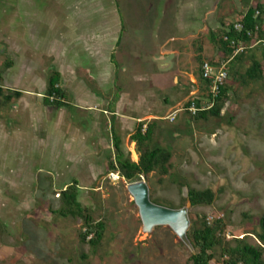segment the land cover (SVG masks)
Listing matches in <instances>:
<instances>
[{
    "label": "rangeland",
    "instance_id": "374dc122",
    "mask_svg": "<svg viewBox=\"0 0 264 264\" xmlns=\"http://www.w3.org/2000/svg\"><path fill=\"white\" fill-rule=\"evenodd\" d=\"M255 1L244 0V4L253 5ZM259 4L264 6V0H257V6ZM179 5L178 0H0V71L3 72L4 85L5 81L6 87L13 81L12 71L16 65L20 67L26 58L34 55L31 46H108L111 40L108 29L113 26L122 29L120 46H146L142 48V62L152 64L150 57L155 46L164 42V36L158 35L161 12L168 8V17L175 22L174 13ZM212 5L208 4L203 10ZM220 7L221 11L227 10L233 15L232 0H221ZM232 17L227 23H236L240 19L237 15ZM94 33H98L96 41ZM90 39L91 45L88 44ZM192 45L196 54L202 49L203 60L219 59L210 36L200 35L194 44L179 43L178 46L185 49ZM204 47L206 55H202ZM258 48L262 46L251 51L257 52L261 58ZM186 52L189 53L186 69H193L195 85H200L201 64L191 56L190 47ZM87 57V53L82 54L84 62ZM138 61L130 53L121 67L129 65L132 69L142 70L143 67H135ZM8 63H12L10 68ZM181 63L183 67L179 65ZM179 68L185 70V62L178 61L173 73L168 74H160L159 68L153 64L151 68H144L150 70L146 75H161L167 82L163 86L146 83L145 91L150 96L151 92L160 97L166 95L160 92L168 86L170 90L175 88L170 83ZM234 85L235 95L222 111V115L225 114L222 119L189 123V116L183 112L174 123L159 120L154 147H163L172 153L173 167L168 175L152 173L146 182L155 204L174 209L172 205L184 203L189 213L201 219L225 215L227 236H248V242L256 246L260 242L254 234L260 231L264 216V87L262 83L247 87L240 82ZM182 108L179 105L176 109ZM12 115V104L0 109V125L3 119L6 131ZM73 116L77 117L75 112ZM3 149L9 152L6 145L0 146V150ZM125 152L131 160H136L135 153L140 158L131 139L125 142ZM1 155L5 154L2 152ZM40 181L32 199L34 212L24 213L34 223L33 232L29 233L31 239L26 234L25 224L19 223L15 227L19 234H24L22 242L29 244L27 249L23 248V251L28 250V254L24 253L29 257L24 264H192V251L181 243L171 228L156 227L146 235L139 208L128 191L130 184L118 178V174L100 177L94 184L98 192L83 191L79 198L85 208L93 211L96 221H107L103 244L97 249L80 241L83 221L61 216V199L50 192L43 180ZM83 183L88 185L89 182ZM190 188L211 189L215 195L213 205L192 207L187 201ZM7 195L11 197L10 191ZM166 202L171 205L164 204ZM2 213L1 210V224ZM13 213L15 217L20 215L17 211ZM15 252L0 250L4 264L20 263L18 251Z\"/></svg>",
    "mask_w": 264,
    "mask_h": 264
},
{
    "label": "crops",
    "instance_id": "0c3cea01",
    "mask_svg": "<svg viewBox=\"0 0 264 264\" xmlns=\"http://www.w3.org/2000/svg\"><path fill=\"white\" fill-rule=\"evenodd\" d=\"M178 1L175 22L169 19L168 8L161 12L158 35L164 36V42L155 46L150 57L160 74L173 73L178 61L185 62V70L179 68L173 74L170 84L175 88L170 90L168 86L160 92L166 94L164 96L153 92L150 96L145 91L146 83L156 86L167 83L161 75H146L150 70L144 68L152 67V64L142 62V48L146 46H120L123 32L115 26L108 29L111 37L108 46H31L34 55L26 58L20 67L16 65L12 71L13 81L6 87L7 81L4 85L3 80L6 94L20 95H16L11 103L13 115L9 130L3 127L6 125L3 119V125H0V146L9 148L8 153L0 150L5 154L0 153V211H3L0 250L18 251L19 264L29 259L25 255L28 250L23 251L29 244L22 242L24 234H19L15 227L19 223L25 224L26 234L29 236L30 231L33 232V220L24 213L34 212L32 199L40 180L59 198L60 193L75 181L78 182L79 198L83 191L98 192L94 184L111 173L108 164L115 159L116 138L125 152V142L131 139L139 124L166 119L178 110L179 105L184 107L192 96L200 93L193 69H186V57L189 56L186 51L190 47L191 56L196 60L202 49L196 54L194 45L184 49V46H178L179 43L194 44L197 36L205 34L211 38L212 33L223 25L237 24L250 8L257 6V0L253 5H245L244 0H232L234 8L230 15L227 10L221 11V0ZM210 3L212 7L203 10ZM234 15L240 17L239 21L227 23ZM93 37L96 41L98 33ZM89 42L93 44L92 39ZM203 49L202 55H206L207 49ZM84 53L89 57L86 63L82 60ZM130 53L140 61L135 67H143L142 70L132 69L129 65L121 67ZM179 65L184 66L183 63ZM54 72L60 75V88L67 95L65 106L61 108L45 102L48 80ZM135 156L136 160L132 158V161L138 162L140 158L136 153ZM115 174L118 173H111ZM84 181L89 182L88 185ZM9 191L11 197L7 195ZM13 211L20 212L19 217H15ZM0 264H4L1 258Z\"/></svg>",
    "mask_w": 264,
    "mask_h": 264
},
{
    "label": "trees",
    "instance_id": "16d2710c",
    "mask_svg": "<svg viewBox=\"0 0 264 264\" xmlns=\"http://www.w3.org/2000/svg\"><path fill=\"white\" fill-rule=\"evenodd\" d=\"M257 12L260 13L259 16H256ZM239 23L244 26L241 33L235 29L236 24L228 27L223 25L217 32L212 33L211 40L218 51L219 59L203 60L201 54L197 58L201 64L200 93L193 96L184 105L186 108L184 113L189 116V123L198 124L201 121L209 123L213 119H222L225 116V114L222 115V111L235 95L234 84L237 82L246 87L262 83L264 87V45H256L260 40H264V31H256L257 27L264 25V6L259 4L250 8ZM239 45L244 46L246 51L235 55ZM255 45L262 46V48H258L261 58L257 52L251 51V47ZM205 62L217 67L224 65L228 71V78L217 97H213L210 93L211 81L203 77L202 67ZM247 65L249 66L247 67ZM7 66L10 68L12 63H8ZM243 70H245L244 73L241 72ZM60 82V75L54 72L48 80L45 95L47 104L59 108L65 106L67 99L66 93L60 88ZM16 95L20 94H6L3 88V72L0 71V109L9 106ZM52 98H54L53 101ZM192 101H195L200 109L209 103H213V107L206 111H199L194 116L187 110ZM159 122V120H154L146 124L141 123L131 136V140L136 143L140 153L138 162L132 161L126 155L121 142L116 138L115 159L109 162L108 171L118 173L129 184L141 182L143 179L148 181L150 175L156 172L162 175L170 174L173 167L171 164L172 153L163 147H154ZM60 199L62 201V208L59 210L61 216L83 221V230L79 235L80 241L88 243L94 249L101 247L107 231V221L106 219L96 221L93 211L81 204L78 182L75 181L66 191H63L60 194ZM187 201L191 203L192 207L211 206L215 201V195L211 189L202 191L190 188ZM164 204L171 205L168 202ZM172 206L174 209H181L185 207V204ZM189 215L191 226L188 238L194 248V252H190L192 264H264V216L260 221V231L254 234L260 244L253 246L248 242V236L244 238H238L235 235L227 236L228 224L225 215L214 218L212 221H209L207 217L201 219L194 213H189Z\"/></svg>",
    "mask_w": 264,
    "mask_h": 264
},
{
    "label": "water",
    "instance_id": "95a60500",
    "mask_svg": "<svg viewBox=\"0 0 264 264\" xmlns=\"http://www.w3.org/2000/svg\"><path fill=\"white\" fill-rule=\"evenodd\" d=\"M128 191L139 208L146 235H149L156 227H169L180 241L194 252L193 245L188 238L191 220L187 207L173 209L155 204L150 197V187L144 179L141 182L130 184Z\"/></svg>",
    "mask_w": 264,
    "mask_h": 264
},
{
    "label": "built area",
    "instance_id": "2783aa9c",
    "mask_svg": "<svg viewBox=\"0 0 264 264\" xmlns=\"http://www.w3.org/2000/svg\"><path fill=\"white\" fill-rule=\"evenodd\" d=\"M260 13L257 12L256 16H259ZM235 29L241 33L244 30V26L241 23H237L235 25ZM263 31V27H257L256 31ZM249 35H251V32H249ZM235 44V43H233ZM262 44L264 45V40H260L257 42L256 45ZM255 46H252L251 49H253ZM246 51V48L244 46L239 45L237 47V51L235 55L244 53ZM203 77L206 80L211 81V87H210V93L213 97H217L219 95L221 87L225 84L227 78H228V71L226 70V67L223 65L221 67L214 66L210 64L209 62H205L202 67ZM54 98H52V101ZM213 107V103H209L206 106H203L201 109L198 108L197 103L195 101H192L191 106L187 109L192 115H196L199 111H206ZM186 111V108L183 107L182 109L176 110L174 113L170 114L166 120L170 123H174L177 118L179 117L180 113H183ZM146 130V126L144 127ZM119 178V177H118ZM214 218H210L209 221H212Z\"/></svg>",
    "mask_w": 264,
    "mask_h": 264
}]
</instances>
